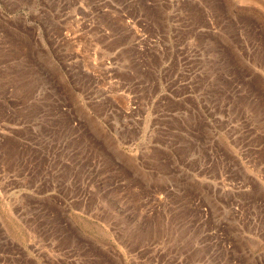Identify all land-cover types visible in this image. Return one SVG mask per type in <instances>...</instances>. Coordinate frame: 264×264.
I'll list each match as a JSON object with an SVG mask.
<instances>
[{"label":"rangeland","instance_id":"374dc122","mask_svg":"<svg viewBox=\"0 0 264 264\" xmlns=\"http://www.w3.org/2000/svg\"><path fill=\"white\" fill-rule=\"evenodd\" d=\"M0 264H264V0H0Z\"/></svg>","mask_w":264,"mask_h":264},{"label":"bare ground","instance_id":"6f19581e","mask_svg":"<svg viewBox=\"0 0 264 264\" xmlns=\"http://www.w3.org/2000/svg\"><path fill=\"white\" fill-rule=\"evenodd\" d=\"M244 3V2H243ZM246 4V3H245Z\"/></svg>","mask_w":264,"mask_h":264}]
</instances>
